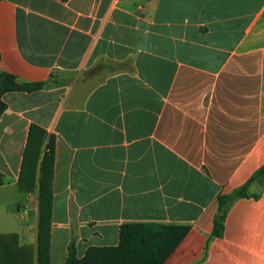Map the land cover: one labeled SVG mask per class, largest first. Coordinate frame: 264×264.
<instances>
[{
    "label": "crops",
    "instance_id": "1",
    "mask_svg": "<svg viewBox=\"0 0 264 264\" xmlns=\"http://www.w3.org/2000/svg\"><path fill=\"white\" fill-rule=\"evenodd\" d=\"M0 264H38L30 124L53 136L48 264L121 224L184 225L162 264H264V183L209 238L217 194L264 163V0H0ZM26 210V212H24Z\"/></svg>",
    "mask_w": 264,
    "mask_h": 264
},
{
    "label": "trees",
    "instance_id": "2",
    "mask_svg": "<svg viewBox=\"0 0 264 264\" xmlns=\"http://www.w3.org/2000/svg\"><path fill=\"white\" fill-rule=\"evenodd\" d=\"M65 1V0H62ZM44 82L18 83L14 75L0 72V114L5 108L1 95L9 90L31 91L41 88ZM38 181V264H48L49 226L52 201L53 136L34 123L30 124L22 151L18 188L32 190L36 173ZM264 183V163L247 179L228 192L217 194V207L209 235L220 236L224 220L231 204L238 197L247 196L248 187ZM187 226L152 222L121 224L115 245L89 246L81 257L75 253L72 243L68 245L65 264H162L176 244L186 234Z\"/></svg>",
    "mask_w": 264,
    "mask_h": 264
},
{
    "label": "built area",
    "instance_id": "3",
    "mask_svg": "<svg viewBox=\"0 0 264 264\" xmlns=\"http://www.w3.org/2000/svg\"><path fill=\"white\" fill-rule=\"evenodd\" d=\"M24 212H26V210H24Z\"/></svg>",
    "mask_w": 264,
    "mask_h": 264
}]
</instances>
